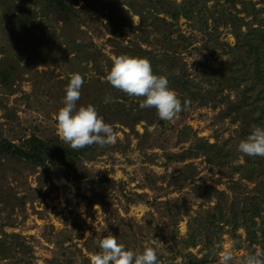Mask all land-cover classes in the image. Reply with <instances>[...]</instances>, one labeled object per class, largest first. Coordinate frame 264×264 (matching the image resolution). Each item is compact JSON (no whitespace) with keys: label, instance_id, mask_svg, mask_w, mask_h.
<instances>
[{"label":"rangeland","instance_id":"obj_1","mask_svg":"<svg viewBox=\"0 0 264 264\" xmlns=\"http://www.w3.org/2000/svg\"><path fill=\"white\" fill-rule=\"evenodd\" d=\"M99 1L110 11L97 0H75V16L66 20L42 0H0V140L20 145L32 135L56 138L53 117L64 106L72 74L79 73L88 83L99 77L106 81L98 71L107 75V60L116 57L109 43L113 35L106 28L122 14L115 9L124 5L135 28L141 22V4L152 6L149 0ZM129 27L119 36L125 42L138 35ZM179 27L197 38L182 51L191 77L209 80L227 55L219 49L211 53L209 40L187 20L182 18ZM219 32L222 41L236 46L230 29ZM88 53L97 61H85ZM176 94L182 105L185 100L190 104L171 122L158 118L152 125L139 123L135 130L112 125L118 133L114 144L91 147L80 156L82 180L57 179L51 167L8 163L0 172V264H90L100 239L109 232L125 250L142 253L145 246L154 248L159 264H188L181 253L217 264L225 249L233 254L231 264H237L262 249L250 247L245 230L239 228L238 239L225 232L218 241L214 230L215 244L204 237L203 244L184 250L181 242L188 238L190 221L216 206V193L233 199L229 185L239 174L232 167L244 163V155L238 151L239 126L224 118L223 107L201 106L186 93ZM197 138L223 148L232 162L219 167L202 154L183 158L195 150ZM171 155L181 158L172 161ZM244 187L251 191L256 183L245 181Z\"/></svg>","mask_w":264,"mask_h":264},{"label":"trees","instance_id":"obj_2","mask_svg":"<svg viewBox=\"0 0 264 264\" xmlns=\"http://www.w3.org/2000/svg\"><path fill=\"white\" fill-rule=\"evenodd\" d=\"M149 1L152 6L141 4V10L137 13L141 22L135 28L130 12L124 5L115 9V12L122 13L117 15L122 18L114 16L106 26L108 32L113 35L109 43L115 49V56L146 58L151 62L154 74L168 78L172 90L188 94L191 101H199L201 106L223 107L224 118H231L238 124L236 132L240 141L246 140L252 133L253 126L264 127V0H183L181 4L171 0ZM42 2L58 15H65L66 20L75 16V0ZM97 3L110 11V6L106 7L99 0ZM140 3H144V0ZM238 5L241 9H238ZM182 18L190 22L194 31L209 40L211 53L214 54L219 49L227 55V59L220 63L221 68L208 75L209 80L196 82L188 71L182 51L191 47L197 38L182 32L179 27ZM127 27L138 34L135 40L125 42L120 39L119 36ZM221 28L231 30L236 40L235 47L222 41L219 32ZM84 55L83 59L87 62L97 61L94 54ZM107 61L110 71L112 59ZM98 72L100 76L106 77L103 70ZM10 75L7 74L5 80ZM82 77L85 82L77 108L92 105L105 123L120 124L132 130L141 122L152 125L157 121L158 116L154 108L141 109L140 100L113 89L100 77L92 79L90 83ZM68 81L67 84L70 83V78ZM230 93L234 94L233 98ZM108 96L115 98L114 102L104 103L105 97ZM196 140L195 150L184 153L187 155H183V158H197L202 154L211 165L219 167H226L227 162H232L229 159L230 154L225 153L223 148L201 138ZM91 147L72 150L58 136L46 139L32 135L20 145L1 139L0 172L7 169L8 163H22L36 168L46 167L48 170L51 167L54 170L52 174H55L57 179H69L72 176L80 179V156ZM180 158L181 155L168 157L172 161H179ZM232 168L239 174V180H231L229 185L233 199L229 201L226 193L217 192L216 206L197 213V217L190 221L188 238L181 242L185 251L203 244L204 237H208L205 242L215 244L213 236L216 232L218 241L225 232L232 233L238 239L239 228L245 230L252 245L250 247L255 250L260 246L264 250V158L244 155V163ZM245 181L256 183V187L249 191L244 187ZM203 218L206 220L202 224L199 223L198 220ZM227 226L232 227V230L225 231ZM181 255L188 258V264L209 263L207 257L199 259L191 253Z\"/></svg>","mask_w":264,"mask_h":264},{"label":"clouds","instance_id":"obj_3","mask_svg":"<svg viewBox=\"0 0 264 264\" xmlns=\"http://www.w3.org/2000/svg\"><path fill=\"white\" fill-rule=\"evenodd\" d=\"M105 79L113 89L140 100L141 109L154 108L158 118L165 122L173 121L190 104V101L185 100L182 105L176 92L169 87L168 78L154 74L151 62L146 58L127 55L113 57L111 70ZM84 82L79 73L72 74L65 88L64 106L53 117L57 121V135L72 150L93 145L105 148L116 142L118 133L112 125L104 122L94 106L77 108ZM114 100L108 96L104 103ZM238 151L248 157L264 158V127L253 126L252 133L239 143ZM99 249L90 256V264H159L154 248L145 246L142 253L125 250V246L111 232L100 239ZM218 255L217 264H231L233 261L230 250H222ZM237 264H264V250L257 248Z\"/></svg>","mask_w":264,"mask_h":264}]
</instances>
